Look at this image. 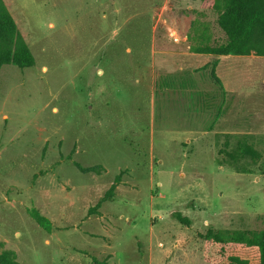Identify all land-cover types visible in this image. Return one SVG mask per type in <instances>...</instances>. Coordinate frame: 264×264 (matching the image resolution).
<instances>
[{"label":"rangeland","instance_id":"rangeland-1","mask_svg":"<svg viewBox=\"0 0 264 264\" xmlns=\"http://www.w3.org/2000/svg\"><path fill=\"white\" fill-rule=\"evenodd\" d=\"M3 1L36 64L0 69V264H212L208 231L264 230V57L193 53L216 12Z\"/></svg>","mask_w":264,"mask_h":264},{"label":"trees","instance_id":"trees-1","mask_svg":"<svg viewBox=\"0 0 264 264\" xmlns=\"http://www.w3.org/2000/svg\"><path fill=\"white\" fill-rule=\"evenodd\" d=\"M201 7L218 14L217 26L224 37L221 42H213L207 27H197L194 35H188L189 40L195 41L191 46L193 53L216 57H248L252 54L264 57V0H201ZM35 64V57L15 19L0 0V69L6 65L25 69ZM216 68L217 62L213 64L211 78L222 87ZM31 214L39 225L51 230L48 218L37 211ZM173 216L182 224H190L180 213ZM203 238L207 248L217 250L216 256L205 252L207 261L212 264H264V230L208 231Z\"/></svg>","mask_w":264,"mask_h":264},{"label":"crops","instance_id":"crops-1","mask_svg":"<svg viewBox=\"0 0 264 264\" xmlns=\"http://www.w3.org/2000/svg\"><path fill=\"white\" fill-rule=\"evenodd\" d=\"M225 91H226V88H225Z\"/></svg>","mask_w":264,"mask_h":264}]
</instances>
